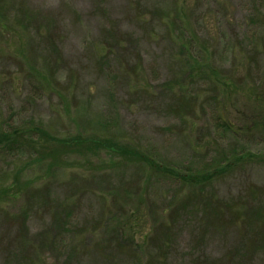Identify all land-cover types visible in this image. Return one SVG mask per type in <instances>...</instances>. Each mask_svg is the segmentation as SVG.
Returning a JSON list of instances; mask_svg holds the SVG:
<instances>
[{"label":"rangeland","instance_id":"rangeland-1","mask_svg":"<svg viewBox=\"0 0 264 264\" xmlns=\"http://www.w3.org/2000/svg\"><path fill=\"white\" fill-rule=\"evenodd\" d=\"M2 2L0 130L112 138L213 177L192 187L106 151L59 157L56 171L28 150L0 152V191L13 184L0 197V264H264L240 207L264 206L251 192L264 189V0ZM20 10L34 22L17 23ZM47 19L61 64L37 30ZM28 182L32 195L10 194ZM193 190L200 200L182 207Z\"/></svg>","mask_w":264,"mask_h":264},{"label":"trees","instance_id":"trees-1","mask_svg":"<svg viewBox=\"0 0 264 264\" xmlns=\"http://www.w3.org/2000/svg\"><path fill=\"white\" fill-rule=\"evenodd\" d=\"M8 9L10 10V7L4 5L3 2L1 4L0 0V26H3L4 28H6L7 26ZM19 13L20 16L18 14V17L14 19L21 25L23 23V20L25 21V23L31 24L32 22H34L33 20L36 19L35 13L28 12V10H20ZM46 23L48 24L45 28L41 25L37 27L38 33L42 41L45 43L46 47L50 49L49 52L51 57L54 58L55 64H61L62 56L57 45V37L51 29V22L47 19ZM41 28H44L43 31L41 30ZM0 38L3 39L4 37ZM23 46L26 49H29L31 47L30 42H27V39L25 37H23ZM255 97L257 99L256 101L260 105L259 109L261 116L259 122L264 126V90L261 89L260 93L258 92ZM49 143L52 144V149H50L51 151H49L48 153L47 150H45L44 145H48ZM24 150H28L32 155L36 156V161L38 163H46L48 165V169H50L51 171H56L57 169L61 168V166H65L64 163L61 162L59 157L65 156L67 154L75 152H81V154H96L100 151H106L114 156H118L126 164L135 163L139 170H149L151 173H160L166 176L180 178L184 182L190 184L192 187L206 184L213 177V174H208V176L205 175L202 178H196L190 174L181 173L180 171H176L165 165H162L142 151H139L129 145L122 144L118 140L112 138H101L97 136L84 137L82 135H77L71 138H58V136H55L53 133L45 129L42 125L36 124L31 125L26 130L23 128H13L11 127V125L9 129L0 130V152L9 154L21 151L23 152ZM31 185L32 182L25 183L22 186L18 184V187L15 189V191H12L10 194H12V196L18 195L19 193H21V195H32L33 193ZM12 186L13 184L8 185V187L2 189L0 191V197L4 196L9 189L11 190ZM1 192H4L5 194H1ZM251 192L253 194L260 195V193H264V189L253 188ZM200 197L201 196L199 195V193L193 190V192L188 194L187 197L180 202V205L183 207L188 200L194 199V201H196L198 199L200 200ZM208 200L210 201V199ZM216 203L213 202V204L217 206L218 212H223L224 210L232 212L234 209L232 205L226 204L223 201L216 200ZM206 204L207 207L211 209V205L209 204V202H206ZM240 207L246 210L245 214L247 215L243 223L246 226L256 227L254 230V234L258 236L259 240L264 244V231H262L264 230V206H255L251 205L250 203H242ZM68 215L69 214H65V217L68 218ZM63 225L64 223L62 224V226ZM167 239L169 241L170 237L167 236Z\"/></svg>","mask_w":264,"mask_h":264}]
</instances>
